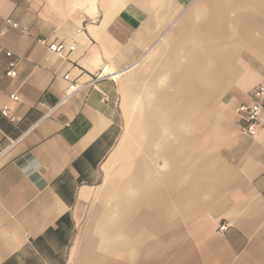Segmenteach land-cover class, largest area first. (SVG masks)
<instances>
[{
	"label": "crops",
	"instance_id": "1",
	"mask_svg": "<svg viewBox=\"0 0 264 264\" xmlns=\"http://www.w3.org/2000/svg\"><path fill=\"white\" fill-rule=\"evenodd\" d=\"M263 78L264 0H0V264H264Z\"/></svg>",
	"mask_w": 264,
	"mask_h": 264
},
{
	"label": "built area",
	"instance_id": "2",
	"mask_svg": "<svg viewBox=\"0 0 264 264\" xmlns=\"http://www.w3.org/2000/svg\"><path fill=\"white\" fill-rule=\"evenodd\" d=\"M195 1V0H193ZM6 24L9 25L12 28H17L18 25L13 22L11 19H6L5 20ZM38 42L40 44H45V40L39 39ZM73 44L70 46V49H72ZM48 49L52 52L59 53L63 50V45L60 43H49L48 44ZM6 56H11V52H6ZM18 61V59H15L13 61H10L8 64V69L6 71L7 76H15L16 71H15V64ZM63 78L67 81H69V76L68 74H65ZM87 84H76L73 82H68V86L65 89L64 92V99L72 95L73 93L77 91H81L85 89ZM13 100H16L17 98L15 96H10ZM263 102H264V78L261 80V82L254 88L252 92V100L251 102L247 104H240L236 111L238 113V126H239V131L242 134L248 135V136H255L258 132L259 128V119L260 115L263 109ZM1 113L4 116H7V108L3 107L1 110ZM227 224L223 223L220 225L219 229L224 230L226 229Z\"/></svg>",
	"mask_w": 264,
	"mask_h": 264
}]
</instances>
